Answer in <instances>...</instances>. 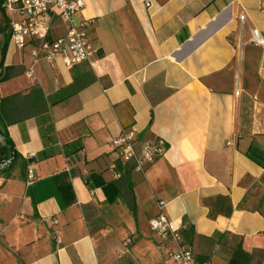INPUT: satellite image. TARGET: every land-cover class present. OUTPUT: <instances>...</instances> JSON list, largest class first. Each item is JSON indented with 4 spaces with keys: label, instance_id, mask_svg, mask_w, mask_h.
<instances>
[{
    "label": "crops",
    "instance_id": "1",
    "mask_svg": "<svg viewBox=\"0 0 264 264\" xmlns=\"http://www.w3.org/2000/svg\"><path fill=\"white\" fill-rule=\"evenodd\" d=\"M78 19L92 21L94 66L41 60L28 78V50L7 47L1 117L15 153L28 161L43 149L34 114L52 120L59 146L83 150L0 178V264H165V243L149 228L160 212L195 250L227 237L245 253L262 249L264 45L252 31L264 41V0H85ZM63 34L58 21L51 35ZM131 130L137 148L165 147L143 173L109 144ZM70 171L76 203L65 208L53 177ZM92 173L121 181L114 204L85 186ZM209 264L226 262L212 255Z\"/></svg>",
    "mask_w": 264,
    "mask_h": 264
},
{
    "label": "built area",
    "instance_id": "2",
    "mask_svg": "<svg viewBox=\"0 0 264 264\" xmlns=\"http://www.w3.org/2000/svg\"><path fill=\"white\" fill-rule=\"evenodd\" d=\"M151 0H146L150 8ZM85 7V0H4L2 9L9 24V43L16 49L28 50L32 65L26 76L32 78L33 66L41 60L48 63L59 59L65 67L83 63L94 66V50L90 41L92 21L78 19ZM244 20V16L240 17ZM63 24L64 34L57 38L51 35L56 22ZM255 45H264L258 31H252ZM138 143L135 130L124 131L110 140V147L121 165H131L133 170L143 173L145 169L163 155L164 145ZM69 170V167L67 168ZM68 172V171H67ZM27 186L32 185L33 177L28 171ZM162 206V204H161ZM150 230L165 243V264H195L193 248L184 240V229L176 227L160 212L149 221ZM131 243L130 239L126 240Z\"/></svg>",
    "mask_w": 264,
    "mask_h": 264
},
{
    "label": "trees",
    "instance_id": "3",
    "mask_svg": "<svg viewBox=\"0 0 264 264\" xmlns=\"http://www.w3.org/2000/svg\"><path fill=\"white\" fill-rule=\"evenodd\" d=\"M3 1L4 0H0V11L3 14V20H4V26L3 28H0V34H2L3 36V43L0 48V70H2L4 66L5 55H6L7 47L9 44V38H10L8 20L5 17V14L2 9ZM5 81H6V76L0 73V84ZM30 95L33 97V99L35 98V100H37V98L40 95V90L32 89V92ZM5 101H7V99L0 100V139L3 142V144L0 142V165L3 163H8L9 167H14L15 164L19 162L20 169L22 171H25L27 170V166L31 163L45 161V160L51 159L55 157L56 155H60V154H63L66 158H68L83 150V147L80 141H76L71 144L59 146L52 120L46 116H37L36 114H34L32 116L37 120L40 137L43 143V149L36 155L34 159H30L28 161L22 160L18 156V154L15 153L13 143L10 140L9 135L6 131V128L2 122L1 107ZM250 158L254 162L262 165L261 163L263 159H261V157L253 154V155H250ZM73 174H74L73 171H70L69 173L62 172L53 177V181L56 184L62 205L65 208L70 207L76 203V197L74 195L72 185L70 183V178L73 177ZM6 177L9 178L10 175L8 174L6 175ZM82 180L85 186L89 190L101 189L106 198V203L108 205L114 204L116 200L122 196V183L120 180L113 181V182H105L100 175L95 174V173L89 174L87 176H83ZM131 198H132V203L130 205V211L134 213L135 208L133 205L134 200H133L132 195H131ZM189 234L190 233H183V235H185L187 239H188ZM242 252L244 251L240 243L238 252L234 254L233 258L230 259L227 264H238L239 262L238 259H239V256L242 254ZM195 262L196 264H209L210 258L199 255L195 257Z\"/></svg>",
    "mask_w": 264,
    "mask_h": 264
},
{
    "label": "rangeland",
    "instance_id": "4",
    "mask_svg": "<svg viewBox=\"0 0 264 264\" xmlns=\"http://www.w3.org/2000/svg\"><path fill=\"white\" fill-rule=\"evenodd\" d=\"M3 26H4L3 14L0 11V28H3ZM60 32L61 30L57 24L53 29V33L54 35H57ZM2 43H3V36L2 34H0V48ZM0 142L3 144L1 139ZM17 168H20L19 162H17L14 167H9L8 163L1 164L0 178H3L4 175H8ZM0 237H1V231H0ZM218 239L219 238H214V240L203 242V247L202 248L198 247L197 250H195V248L191 243L190 246L193 248L195 256L202 255L204 257L210 258L212 255H217L219 256V258L223 259L227 264L228 261L233 258L234 254L238 252L240 241H238V239L228 238V237L224 238L223 240L221 239L218 240ZM3 258H5L4 255ZM238 260H239L238 264H264V245L262 246V249H259L257 252L253 254L242 252Z\"/></svg>",
    "mask_w": 264,
    "mask_h": 264
}]
</instances>
